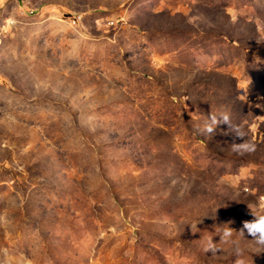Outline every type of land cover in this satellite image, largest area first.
Wrapping results in <instances>:
<instances>
[{"label":"rangeland","instance_id":"rangeland-1","mask_svg":"<svg viewBox=\"0 0 264 264\" xmlns=\"http://www.w3.org/2000/svg\"><path fill=\"white\" fill-rule=\"evenodd\" d=\"M224 112L254 152L202 131ZM249 208L264 213V0H0L11 264H234L206 245Z\"/></svg>","mask_w":264,"mask_h":264},{"label":"clouds","instance_id":"clouds-1","mask_svg":"<svg viewBox=\"0 0 264 264\" xmlns=\"http://www.w3.org/2000/svg\"><path fill=\"white\" fill-rule=\"evenodd\" d=\"M221 124L228 125L230 133L233 135V142L230 145L233 152L242 155L252 153L256 150L255 143L246 139V133L243 128L239 125L232 124L230 114L227 112L219 115L210 113L207 116L202 131L205 134L212 135ZM237 140L240 142L237 143ZM249 209L253 217L251 220L243 221L242 227L239 230L231 227V221L223 225L219 233V243H213V240L210 239L206 245L205 251L211 252L212 256H215L218 251H222L218 246L219 244H229L232 246V254L235 257L234 264H247L245 249L241 246L239 240L236 239V237H239L242 240H246V233L253 238L250 242H252L255 247L264 250V213H258L251 208ZM0 222H3L5 226L11 223V221L6 218H0ZM0 264H11V253L6 248H0ZM27 264H31V262L29 261Z\"/></svg>","mask_w":264,"mask_h":264},{"label":"crops","instance_id":"crops-1","mask_svg":"<svg viewBox=\"0 0 264 264\" xmlns=\"http://www.w3.org/2000/svg\"><path fill=\"white\" fill-rule=\"evenodd\" d=\"M108 1H112L114 2L115 0H108ZM119 12H118V9H113V10H109V11H106V13L104 14L103 16V19L106 21V22H110V24L112 23L111 21H121L122 19H119ZM113 24V23H112Z\"/></svg>","mask_w":264,"mask_h":264},{"label":"built area","instance_id":"built-area-1","mask_svg":"<svg viewBox=\"0 0 264 264\" xmlns=\"http://www.w3.org/2000/svg\"><path fill=\"white\" fill-rule=\"evenodd\" d=\"M81 17V16H80ZM77 21H78V23H79V17H74Z\"/></svg>","mask_w":264,"mask_h":264}]
</instances>
